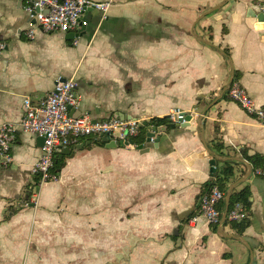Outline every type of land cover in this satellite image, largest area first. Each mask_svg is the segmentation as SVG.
Wrapping results in <instances>:
<instances>
[{"label": "crops", "instance_id": "obj_1", "mask_svg": "<svg viewBox=\"0 0 264 264\" xmlns=\"http://www.w3.org/2000/svg\"><path fill=\"white\" fill-rule=\"evenodd\" d=\"M108 1L107 17L89 11L74 44L72 33L28 38L26 0H0V126L18 128L12 163L0 160V264H264V177L244 157H264V122L229 87L222 94L234 70L264 107V21L253 17L264 0ZM59 76L79 83L76 115L142 124L131 146L81 139L57 179L38 182L43 139L21 129L23 102L42 101ZM174 108L192 116L189 126L151 142L146 125L139 141L144 121ZM227 166L222 216L210 223L201 197ZM233 185L232 194L251 190L248 217L236 222L226 214Z\"/></svg>", "mask_w": 264, "mask_h": 264}, {"label": "built area", "instance_id": "obj_2", "mask_svg": "<svg viewBox=\"0 0 264 264\" xmlns=\"http://www.w3.org/2000/svg\"><path fill=\"white\" fill-rule=\"evenodd\" d=\"M110 6L111 1L108 0H26L25 12L30 21L26 36L33 39L37 31L46 34L73 33V42L77 44L90 25L89 11L102 12L103 18H106ZM260 9L264 11V4L260 5ZM4 50L5 44L1 42L0 54ZM78 88L79 83L75 78L59 76L53 90L42 101L34 103L29 96L24 97L25 112L21 129L44 137L41 157L33 169V173L40 176L41 182L57 179L58 175L51 172L54 154L64 147L74 146L86 137L101 139L103 136L131 146L134 143L131 144L130 141L140 133V119L109 117L94 121L89 115H76L72 110L76 111L82 105V95ZM228 94L249 115L264 122V107L258 106L242 85L233 82ZM187 115L180 108H174L167 116L171 122L181 125L187 122ZM17 130L12 123L0 126V160L4 165L13 161L11 146L16 139ZM157 133L155 131L154 136H151V142L155 141ZM255 174L264 177V170L257 169ZM224 198L225 192L218 184L210 186L201 197L199 216L210 223H218L222 216L219 205ZM247 217L248 213L240 202L227 213V218L233 222Z\"/></svg>", "mask_w": 264, "mask_h": 264}, {"label": "trees", "instance_id": "obj_3", "mask_svg": "<svg viewBox=\"0 0 264 264\" xmlns=\"http://www.w3.org/2000/svg\"><path fill=\"white\" fill-rule=\"evenodd\" d=\"M169 123H171V121L169 120V116H165V117H153L151 118L147 124L142 125L143 131H142V135L141 138L139 139V141H142L144 139V133L146 130V125H152L154 127H160L163 125H168ZM95 139H100V138H95ZM96 142H98L97 140H95ZM68 156L64 155L62 152L57 151L54 154V165L51 169V172L58 175L61 171V169L63 168V166L65 165V160ZM244 157L250 161L254 167V170L256 171L257 169H261L264 170V157L259 154H252V155H244ZM234 170L232 166H227L224 169H222L221 171H217L215 173V176L217 178L216 182L218 183V185L220 186L221 189L224 188L226 182L233 176ZM37 176V181L39 182V178H38V174H35ZM40 177V176H39ZM224 190V189H223ZM251 190L248 186L244 187L243 189H241L240 191L234 192L231 196L230 199V204H229V211L234 207V205L238 202L242 203L244 208L246 209V211L248 212L250 207H251ZM247 224L246 222H242L239 225V228L241 230H243L245 228Z\"/></svg>", "mask_w": 264, "mask_h": 264}, {"label": "water", "instance_id": "obj_4", "mask_svg": "<svg viewBox=\"0 0 264 264\" xmlns=\"http://www.w3.org/2000/svg\"><path fill=\"white\" fill-rule=\"evenodd\" d=\"M223 3H224V2H223ZM223 3H221L220 5H217L216 7L212 8L210 11H207L206 13L202 14V16H205V15H207L208 13H210V12H212V11L218 9L219 7H221V5H222ZM223 5H224V4H223ZM260 12H261V13H255V14L253 15V17H256L259 21H264V11H260ZM74 36H75V34L72 33V34H71V37H74ZM206 42L209 43V44H211L210 41H207V40H206ZM233 80H234V70L232 71V77H231V79H230V82H229V84L227 85V87L223 90L222 94L227 90L228 87L230 88L231 84L233 83ZM72 112H75V111L72 110ZM204 114H205V112L202 114V116H203ZM79 115H90V112H89V111H85V112H82V111H81V113H80ZM202 116L200 117V121L202 120ZM115 117H118V115H115ZM191 119H192V116H191L190 114H188V115H187V122L181 124V126H189V124H190V120H191ZM95 120H96V119H94V121H95ZM144 124H147V122L144 121ZM179 126H180V124L171 122V123H169L168 125H163V126H160V127H153V130H154V131H153V132L151 131V132L148 134V141L151 140V136H154L155 131H158V132L160 133V132H164V131H166L168 128L176 129V128L179 127ZM41 138L43 139V142H44V137H41ZM101 140H102L103 142H105L106 147H108V148H118V147H121V146H123V145H125V144H128V143H123V142H121V141H116V140L110 139L108 136H103V137L101 138ZM158 140H159V137H156V138H155V141H158ZM130 143H133V141H130ZM42 145H43V143H42ZM210 145H211V147H212L213 149H216V148L214 147V145H212V144H210ZM78 147H79V145H77V148H78ZM73 149H74L73 147H64V148L62 149V153H65V154H69V155H70V154H71V151H72ZM209 150H211V149H209ZM207 155H211L210 164H211L212 169L215 170V168H216V163H217V160L219 159V157H217V156L212 152V150H211V151H208ZM233 188H234V185L230 188V191L227 193V196H226V202H227L226 214H227V211H228V205H229V201H230V198H231V194H232V190H233Z\"/></svg>", "mask_w": 264, "mask_h": 264}, {"label": "rangeland", "instance_id": "obj_5", "mask_svg": "<svg viewBox=\"0 0 264 264\" xmlns=\"http://www.w3.org/2000/svg\"><path fill=\"white\" fill-rule=\"evenodd\" d=\"M107 264H112L111 262L107 263Z\"/></svg>", "mask_w": 264, "mask_h": 264}]
</instances>
